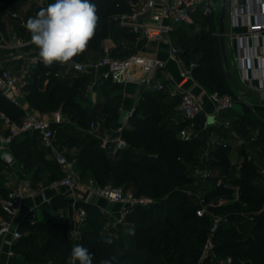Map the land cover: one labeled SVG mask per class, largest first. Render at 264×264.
<instances>
[{"label": "trees", "instance_id": "obj_1", "mask_svg": "<svg viewBox=\"0 0 264 264\" xmlns=\"http://www.w3.org/2000/svg\"><path fill=\"white\" fill-rule=\"evenodd\" d=\"M23 0H0V28L5 26L4 14L19 9ZM54 3V0L52 1ZM98 9L99 22L87 50L73 59L82 61L93 52L98 54L102 41L110 33L112 14L126 8L125 0H91ZM205 22L177 26L171 33L173 42L179 46L185 60L195 59L193 79L208 93L232 94V76H228L214 30L219 13L211 9ZM197 27V28H196ZM121 29V28H120ZM194 29V30H191ZM130 41L133 34L121 29ZM61 64L54 62L45 67L40 62L36 74L47 76L45 88L38 81L26 87L24 102L40 112L59 110L65 117L61 124L70 126L67 137L69 145L78 142L80 128L86 126L88 108L77 96L88 84L87 73L55 75ZM100 94L104 99V125L112 126L118 118L123 101L120 84L102 81ZM178 99L166 92L144 91L134 111L121 128L127 146L114 157L106 154L97 138L81 141L74 155L80 175L92 177L97 184L111 182L122 186L143 202L131 206L124 219L127 226L105 227L107 217L94 202L77 199L76 206L86 211L85 221L76 240L68 235L67 220L56 217L51 210H58L67 203L61 193L39 205L41 217L35 211L25 215L17 223L20 236L10 244L11 255L6 264H78L72 262L71 249L82 245L93 255V264L102 259L115 257L112 264H264V190L257 185V175L250 162L243 161L239 174L232 172L231 144L218 141L207 148V165L219 169L223 183L230 188L218 194L226 199L221 204L207 206L208 211L197 215L196 210L214 192L207 191L197 197L194 168L200 163L204 151L202 137L178 135L184 125L177 110ZM0 110L14 120H20L23 109L0 94ZM202 114V113H201ZM200 114V115H201ZM199 115V116H200ZM196 119L195 123L199 119ZM205 117V115H204ZM254 118L241 114L229 119V124L219 123L213 131L216 135L227 132L249 140ZM198 124V123H197ZM35 132H25L15 137L10 151L15 160L30 170L28 179L35 184L48 169L49 178L61 175L58 164L46 157V147L36 143ZM256 140V139H254ZM264 140L261 136L259 141ZM1 165H6L0 160ZM236 186L238 196L231 190ZM230 189V190H229ZM6 193L0 172V197ZM0 213H2L0 207ZM224 218L210 233L212 215ZM130 230L134 234H130ZM212 249L203 254L207 239ZM110 240L112 243H102ZM229 257V261L226 258Z\"/></svg>", "mask_w": 264, "mask_h": 264}, {"label": "built area", "instance_id": "obj_2", "mask_svg": "<svg viewBox=\"0 0 264 264\" xmlns=\"http://www.w3.org/2000/svg\"><path fill=\"white\" fill-rule=\"evenodd\" d=\"M48 4L50 0H23L19 9L8 10L7 13L25 29L23 24L28 19L27 13L35 16L41 7ZM125 4L126 8L112 14V17L119 28L133 34V44H130L129 40H122L120 43L121 49L131 47L132 51L124 56L104 54L88 64L73 59L68 65L75 73L89 74L90 86L98 81H109L124 86H142L147 90L166 92L169 96L177 98V110L180 120L184 123L178 135L184 137L192 136L191 130L201 113L205 114L206 119L210 115L215 119L219 112L233 106L231 95L211 92L206 96L212 104V114L206 111L203 97L193 88L196 83L193 79L196 60H185L180 54L179 46L171 37L177 26H189L194 23L196 15H206L213 8L212 0H125ZM226 16L228 28H225V37L227 36L233 52L240 82L254 92L264 90V0H227ZM140 40L153 43L154 49L142 47ZM163 48L165 56H160V49ZM168 61L175 64L176 75L167 68ZM40 62L42 61L38 56V49L30 39L8 30L6 26L0 28V94L23 109L20 120H14L0 110V148H9L12 140L22 133L35 132L42 144L53 151L61 175L53 180L49 187L75 189L66 214L68 235L72 240L78 238L85 221V209L75 205L77 199L87 200L84 196H97L118 204V215H114L110 210L100 209L111 220V226H127L125 214L131 206L143 202L144 199L135 197L130 191L111 182L99 185L92 177L81 180L76 172L74 159L54 148L57 136L52 124L62 123L66 117L59 110L48 115L24 102L26 87L34 82ZM58 74L60 73L55 72V75ZM138 99L139 97L126 109L128 114L125 121L134 111ZM224 124L228 125L229 120H225ZM122 125L115 134L100 133L99 130L103 127L101 120L91 121L88 129L97 137L106 153L116 154L128 144L121 135ZM254 139V135L249 137V140ZM193 174L203 178L209 176L203 166H196ZM6 184V193L0 197L2 214L6 216V220L0 222V238H7L5 242L10 247L11 242L20 236V231L12 221L13 217L22 206L25 196L33 194L35 188L27 179L21 184L12 180ZM237 196L236 188L234 197ZM200 203L196 210L197 215L205 214L208 211L207 206L213 204L203 203L201 199ZM222 220L224 218L220 215H212L210 233ZM2 245L0 244V252ZM211 249L212 242L208 238L203 254L209 253ZM11 253L8 249L7 255L10 256ZM229 260L227 257L226 261Z\"/></svg>", "mask_w": 264, "mask_h": 264}, {"label": "rangeland", "instance_id": "obj_3", "mask_svg": "<svg viewBox=\"0 0 264 264\" xmlns=\"http://www.w3.org/2000/svg\"><path fill=\"white\" fill-rule=\"evenodd\" d=\"M52 1L53 0H50V3H53ZM212 2H213L214 12L219 13L221 0H213ZM111 20L115 22L112 16H111ZM197 22L200 25L203 24L205 22V17L204 16L199 17ZM224 26L226 29L228 28L227 16H225V19H224ZM217 29H218V25L215 27V30H214L215 37L218 40ZM191 30H194V29H191ZM130 43L133 44V42H130ZM225 49H226V54H227V62L229 65L228 69H229L230 75L232 76V85H231L232 94L230 95L234 100L233 106L228 110H224L222 113L219 112L218 113L219 115L217 114L218 118H215V121L212 124L207 123V119L204 117L205 114L202 113L199 116L198 121L194 123V126L190 134L192 136L199 135L200 137H202V145L204 146L203 148L204 151H207V148L209 145L215 144L218 141L223 142L226 140L228 142H231L230 160L232 163L231 165L232 172L239 174L240 173L239 167L243 161L252 163L254 166V171L257 175L256 181L258 185L264 189V140H262L261 142L259 141L261 136H264V104H259L256 100L255 92L250 90L246 85L240 82L238 70H237L235 62L233 61V52L230 48L227 36L225 37ZM129 50L132 51V49H127V50H124L123 54H126V52ZM99 55H101V51H99L98 54L90 52L88 53V56L86 57V59L82 61L88 64L89 61L96 59ZM99 87H100L99 82H97L93 86H90L88 84L85 85L80 91V94L77 96V99L80 101L81 104H83L87 108L94 107V108L100 109L103 98L101 97ZM205 106H206V111L209 114H212V109L209 108V105H205ZM237 112L245 114V116L247 117L254 118V121H253L254 126L251 128L250 134L254 135L256 140L252 141V140H246L244 138H239V137L234 136L233 133L231 132L230 133L227 132L226 136L216 135L214 133L213 128H215L219 123L227 120L226 118L231 119L233 117H236ZM116 124H117V121L112 126L105 125L104 126L105 132L110 133V134L117 133V131L119 130V126H115ZM71 129L72 128L70 126H67L66 127L67 133L65 135L62 134L61 131L58 132L59 140L58 142H55L54 144V147L57 150L63 151L61 147V143L64 140L65 141L67 140L66 138L71 133ZM187 131L189 133L190 128H188ZM46 152H47L46 153L47 155H51V157L53 158V151L51 149L48 148ZM67 154L69 155V152ZM206 158H207V155L204 156L203 159L201 158L200 163L197 166L206 167L207 171L209 172V176L207 178L196 176L195 182L197 183V188L193 192V195L200 197V196H203V194H205L209 190L211 192H214V194L208 198L207 203L211 202V203L221 204L225 202L226 199L218 194L220 190L219 188L222 189V192H225L224 190L226 188L227 189L230 188V186L227 183H223L222 181L223 178L219 174L220 171L218 168L214 166L210 167L207 165ZM14 168L22 169L21 171H23L26 177H28V175H30L31 173L30 170L27 169L26 166L22 168V167H17L16 165ZM0 172L2 174V185L5 189H7L8 185L6 184V182L10 180L16 181V178L13 172L11 171V168L5 165L0 164ZM79 178L81 180H84L86 178V175L79 174ZM236 188L237 187L234 186L233 189L231 190L233 195L235 193ZM64 190H65L66 195L68 196L67 203L64 206V208H67L68 205L72 201L75 189L64 188ZM4 220H1V221H4ZM104 225L105 227L111 226V220L108 217L105 218ZM25 264H35V263L29 262Z\"/></svg>", "mask_w": 264, "mask_h": 264}, {"label": "crops", "instance_id": "obj_4", "mask_svg": "<svg viewBox=\"0 0 264 264\" xmlns=\"http://www.w3.org/2000/svg\"><path fill=\"white\" fill-rule=\"evenodd\" d=\"M27 17L29 18V17H34V16H31L29 13H27ZM4 22H5V26H6V28L8 30L15 31L20 36H23V37L31 40L30 33L28 31H26L25 29L21 28L18 25L17 21L11 19L8 16L7 12L4 14ZM122 40H128L127 36L124 33V31H122L118 27L116 22H113L110 25V33H109V35L101 43V50H100L101 51V55H99L98 57H100V56H102L104 54H109V55H114V56H117V55L124 56V55L129 54L131 52V50L127 51L126 54H123L124 50L120 48V43H121ZM132 41H133V39L130 40L129 42H132ZM140 44H141L142 47L150 49V50L154 49V47H155V45L153 43H145L142 40H140ZM127 49H132V48L129 47ZM160 56H165V49L164 48L160 49ZM66 66H67V68H66ZM167 68L174 75L177 74V68L175 67V64L173 62L168 61ZM59 73H60V75H75V74H77L69 67L68 63L61 64ZM89 78H90V75H89ZM35 80L38 81V85H39L40 88H45V86L47 84V76L46 75H42V74L38 73V74L35 75ZM98 82L100 83V81H98ZM96 83H94L93 85H95ZM120 87H121V92L123 94V101H122L121 109H124V110H126L138 97L140 98L141 94L144 91H151V90L145 89L142 86H134V85L124 86V85L120 84ZM193 88H194V90L196 92L201 94V96L204 99L205 105H209V108H212V104H211L210 100L206 96L208 92H206L197 82L194 84ZM152 92H154V91H152ZM102 100L103 101H102V105H101L100 109L94 108V107L93 108H88L86 126L84 128H80L79 134L77 136L78 142L73 144V145H69L68 141L64 140L61 143V147H62V150H63L61 152L65 153L66 155L69 152V155L72 156V155H74L76 149H78L81 146V143H80L81 141H87V140H90L91 138H97L88 129V125H89V123L91 121L101 120L103 122V127L100 128L99 132L100 133H107L104 130V128H105L104 127L105 126L104 125L105 111H104V99H102ZM138 100H137V102H138ZM47 114L50 115V113H47ZM241 114L242 113H238L237 112L236 113V117L241 115ZM218 115L216 116V118H218ZM226 119L229 120L228 118H226ZM214 121H215V119H214ZM124 122H125V120H124ZM210 124H212V123H210ZM52 125L55 128V130H56V136H57V142H58V140H59L58 132L61 131L62 134L65 135L67 133V130H66L67 125L66 124H61V123H53ZM121 125L122 124L117 122V124L115 126H119L120 127ZM35 135H37V134H35ZM213 138H215V137H213ZM36 143L38 145H41V146H43L45 148V146L42 144V142H41V140H40L38 135L36 136ZM228 143L231 144V142H228ZM46 149H48V148L46 147ZM106 154L108 156H110V157H114V155H115V154H112V153H106ZM204 156H206V151H203V153L201 155V158L203 159ZM46 157L47 158H51V159L54 160V154H53V158L51 157V155H47V154H46ZM16 165H17V167H22V168L25 166L24 164H22V163H20V162H18L16 160L13 163H11L10 165H8V164L5 165V166L11 168V171L13 172V174H14V176L16 178V182H19L21 184L24 180H26V179L29 180L28 177L25 176L23 171H21L22 169H18V168L15 169L14 168ZM50 176L51 175L49 174L48 169H45L42 172V178L37 180V182L35 184H33L29 180L31 182L32 186L35 188V192L33 194H28V195L25 196L22 206L19 208V210L14 215L12 221H13V223L16 226H17V223L19 222V220L21 218H23L25 215L30 214L32 211H35V214H36L37 217H41V211L38 208L39 205L42 202L49 201L51 199V197L53 195H55L56 193H61V194L64 195L66 200L68 199V196L66 195L65 190H64L65 187H62V186H59V187H56V188L49 187V184L53 180H55L56 178L52 179V181H50V182H47V183L44 182V180H46ZM257 185H258V183H257ZM258 187L260 189L264 190L259 185H258ZM83 196H84V194H83ZM84 197H86L88 201H91V202H94L95 204H97L100 208H104L106 210L112 211L114 215H118L119 214V211H118L119 205L116 204V203L107 202L106 200H104V199H102L100 197H97V196H84ZM69 205H68L67 208L62 207V208H60L58 210H51V211H52L53 214H55L56 217L63 216V217L66 218V214L68 212ZM4 219H6V216L3 215L2 213H0V221L4 220ZM7 240H8L7 238H0V244L1 245L3 244L2 245L3 248H2V250L0 252V264H6L7 261H8V258H9V256L7 255V250L10 249V247H8V244L6 243ZM71 261H72V259H71Z\"/></svg>", "mask_w": 264, "mask_h": 264}, {"label": "clouds", "instance_id": "obj_5", "mask_svg": "<svg viewBox=\"0 0 264 264\" xmlns=\"http://www.w3.org/2000/svg\"><path fill=\"white\" fill-rule=\"evenodd\" d=\"M97 13L91 0H54L29 17L23 27L30 33L31 43L37 47L45 67L54 62L66 64L87 50L98 26ZM130 234L134 232L130 230ZM71 259L78 264H93V255L82 245L71 249ZM115 259H102L99 264H112Z\"/></svg>", "mask_w": 264, "mask_h": 264}, {"label": "water", "instance_id": "obj_6", "mask_svg": "<svg viewBox=\"0 0 264 264\" xmlns=\"http://www.w3.org/2000/svg\"><path fill=\"white\" fill-rule=\"evenodd\" d=\"M226 6H227V0H221L220 2V10H219V20H218V29H217V34H218V42H219V47H220V52L223 58V62L226 68L227 75L230 76L229 72V65L227 62V54H226V49H225V26H224V19L226 16ZM256 94V100L259 104H264V90H259L255 92ZM128 112L124 109H121L117 118V122L120 124L124 123V120L127 116ZM214 122V117L210 115L207 118V123H213ZM0 160L3 161L5 164L10 165L15 161V157L10 151L8 147H1L0 148Z\"/></svg>", "mask_w": 264, "mask_h": 264}]
</instances>
